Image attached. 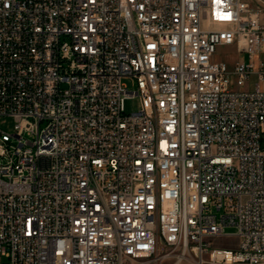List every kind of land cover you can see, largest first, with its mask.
Here are the masks:
<instances>
[{
    "label": "built area",
    "instance_id": "2783aa9c",
    "mask_svg": "<svg viewBox=\"0 0 264 264\" xmlns=\"http://www.w3.org/2000/svg\"><path fill=\"white\" fill-rule=\"evenodd\" d=\"M1 116L0 264H264V0H0Z\"/></svg>",
    "mask_w": 264,
    "mask_h": 264
},
{
    "label": "rangeland",
    "instance_id": "374dc122",
    "mask_svg": "<svg viewBox=\"0 0 264 264\" xmlns=\"http://www.w3.org/2000/svg\"><path fill=\"white\" fill-rule=\"evenodd\" d=\"M250 2L252 4H257L258 0H250ZM125 82L129 84L130 87H132V82L130 80H125ZM63 87H67V85L63 84ZM125 107H126L127 112L137 110L139 107L138 98L127 99ZM0 129L6 133V134L5 133L1 134V141H10L11 137L8 134H11L14 131V118L11 116H1L0 117ZM263 145H264V140H263ZM228 231H230V229ZM220 244L235 245V241L230 240V239H221ZM170 263L171 261L166 260L163 263H157V264H170ZM134 264H144V261L135 262Z\"/></svg>",
    "mask_w": 264,
    "mask_h": 264
}]
</instances>
